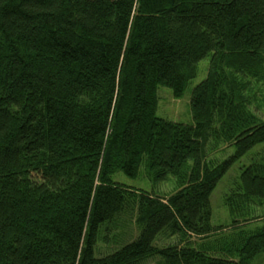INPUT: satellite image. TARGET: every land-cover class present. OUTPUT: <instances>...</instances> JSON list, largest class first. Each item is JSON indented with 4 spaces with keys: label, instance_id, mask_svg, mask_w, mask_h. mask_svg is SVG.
<instances>
[{
    "label": "trees",
    "instance_id": "16d2710c",
    "mask_svg": "<svg viewBox=\"0 0 264 264\" xmlns=\"http://www.w3.org/2000/svg\"><path fill=\"white\" fill-rule=\"evenodd\" d=\"M208 55L193 123L156 116L158 85L181 97ZM263 57L264 0H0V264H251L264 223L240 222L264 216V164L242 170L229 225L209 197L264 143L247 100ZM140 170L155 186L112 179Z\"/></svg>",
    "mask_w": 264,
    "mask_h": 264
},
{
    "label": "rangeland",
    "instance_id": "374dc122",
    "mask_svg": "<svg viewBox=\"0 0 264 264\" xmlns=\"http://www.w3.org/2000/svg\"><path fill=\"white\" fill-rule=\"evenodd\" d=\"M210 57L211 56L208 55L198 63L197 74L188 82L181 97H174L168 87L158 85L156 91V116L178 123H193L190 109L191 91L196 84L206 77L211 60ZM259 64L260 71L258 72L257 77H253L249 81L250 87L248 88L249 92L247 93V100L249 103L248 109H252V112L254 110L255 114L259 115L261 120H264V57L260 60ZM232 152L233 147H227L224 146V144H220L216 150L211 153V158L213 160H220L230 155ZM262 163L264 164V143L253 146L245 155L235 161L221 177L209 197L211 207V223L213 225H229L231 216L225 204L226 198L230 195L234 196L237 192L239 177L243 169L247 168L249 165H257ZM112 179L121 184L136 188H143L146 190L152 188V186H155L152 180L145 177L142 170H140V172L134 178L129 177L120 171L115 172L112 176ZM160 187L163 191H170L173 186L169 181L162 184V186L160 185ZM129 219L130 217L128 215L120 218L117 223V228L115 229L116 233H121V238L127 240L131 239L137 233L133 219ZM263 223L264 216L246 220V222H240V224H245L249 227H258ZM228 229L229 228L225 230L227 231ZM99 248L101 252H106L108 249L101 243H99ZM95 256H99V252L96 253L95 251ZM156 260L157 258H153L145 261L143 264H154ZM251 264H264V253L256 255L252 259Z\"/></svg>",
    "mask_w": 264,
    "mask_h": 264
}]
</instances>
